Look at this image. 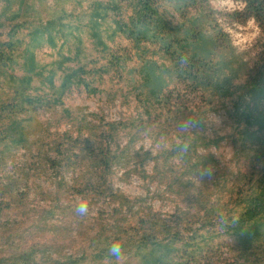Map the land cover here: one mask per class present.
Returning a JSON list of instances; mask_svg holds the SVG:
<instances>
[{"label": "rangeland", "instance_id": "obj_1", "mask_svg": "<svg viewBox=\"0 0 264 264\" xmlns=\"http://www.w3.org/2000/svg\"><path fill=\"white\" fill-rule=\"evenodd\" d=\"M233 3L197 0L183 14L164 13L187 47L218 40L206 65H246L226 94L192 93L156 46L113 41L115 21L132 14L123 0H0V43L14 31L23 43L18 63L0 70V101H17L16 89L46 101L0 120V148L10 149L0 186L13 185L0 214V264H141L158 255L178 264L193 248L166 241L165 227L181 240L190 239L185 229L201 235L194 264H264V217L250 229L253 245L223 230L264 188V132L246 136L264 116V101L250 94L262 86L260 31L238 22L242 4ZM241 27L250 39L237 48ZM116 57L128 58L122 72L98 71ZM78 69L87 74L69 81ZM205 209L219 214L214 230L195 223ZM118 241L119 257L110 253Z\"/></svg>", "mask_w": 264, "mask_h": 264}, {"label": "trees", "instance_id": "obj_2", "mask_svg": "<svg viewBox=\"0 0 264 264\" xmlns=\"http://www.w3.org/2000/svg\"><path fill=\"white\" fill-rule=\"evenodd\" d=\"M126 3V7L131 10V16L128 21L124 19H119L115 21V30L113 31L112 40L115 41V37L123 36L127 41L132 42L134 47H139L142 44L156 46L159 49V52L162 53L166 58H169L172 61V65L175 70V75L180 84L190 89L192 93H197L198 91H207L209 89H223L226 94H229L230 88L233 81L237 78L246 65H242L240 70L234 69V63L232 62H223L218 65L217 68H212L211 66L206 65L205 62L211 55L212 50L215 51L218 47L217 39L212 42L211 48L207 46H202L197 48H189L183 43L181 39V30L178 32L177 29L172 27V24L167 22L166 16L164 13H168V9H172L173 12L182 13L184 9L195 5L197 0H123ZM242 4L241 10L236 12L233 16L238 20L242 25H246L249 21H254V24L260 31L259 38L256 41V55H255V64L258 68V73H261L259 80L262 83L261 92L252 90L250 92L253 99L260 103L264 101V0H236ZM115 7V5H114ZM118 12H121V8H116ZM202 17V16H201ZM196 18L194 22V27L198 28L200 19ZM24 29H27L24 27ZM18 31L11 33L10 39L7 42L0 43V70H11L19 60V52L23 43L20 39H17ZM101 34V33H98ZM215 34L220 36L219 33ZM185 42V41H184ZM208 42V41H205ZM207 45V43L205 44ZM103 49H107L106 46H103ZM193 51V54L189 52ZM128 58L116 57L110 60V65L108 69H98L102 72H110L112 68L116 72H122ZM87 73L84 69H78L71 74L69 81L74 80L75 78H84ZM68 80V79H67ZM83 80V79H82ZM85 81H83L84 83ZM30 85V83H29ZM22 93H26L30 90L27 83L23 81L20 83ZM87 86H89L87 84ZM17 101H0V120L2 118H7L8 116L13 117L16 113L27 111L29 108H34L36 105H41L45 103L42 98L38 101L31 99L30 97H21L20 90L16 89ZM48 103H46L47 105ZM28 106V107H27ZM257 130L253 133H247L249 137V142L256 140L258 133L264 132V116L255 118V124L253 126ZM3 141H6L4 137L2 140L0 138V146H2ZM10 149L7 147L0 148V167L4 164V161L9 154ZM251 183V181H250ZM12 183L3 188L0 186V214L8 208L10 205L4 203L5 192L12 193ZM260 193L254 194L251 198L248 199L247 204L248 208L243 210L236 219L228 218L225 224L223 225L225 231L228 234L235 236V239L240 244L253 245V239L249 240L250 229L254 226L256 221L264 217V188L260 190ZM204 216L198 217L195 223H200V230L209 229L214 230L215 224L214 220L219 218V214L212 210H204ZM121 230V229H120ZM118 230V231H120ZM163 231L164 235L167 237L165 240L170 242H181L182 244H187L193 250H187L188 252H181L177 256L178 264H187L188 261L194 264L196 263V253L198 249H195L196 242L198 237H201L198 232L192 234L190 230L185 229L189 232L188 241L185 239L181 240L183 237L181 234L173 233L170 227H165ZM208 231V230H207ZM176 232V229H175ZM150 239L146 238L144 242H141L138 247V252H140L142 246H148ZM119 243L116 242L115 244ZM157 246L159 250V242L153 243ZM120 249H124L126 244H120ZM194 246V247H193ZM184 246L183 250H185ZM159 253V252H158ZM155 258V257H152ZM155 262L150 259H144V262L141 264H159V255L154 259Z\"/></svg>", "mask_w": 264, "mask_h": 264}, {"label": "clouds", "instance_id": "obj_3", "mask_svg": "<svg viewBox=\"0 0 264 264\" xmlns=\"http://www.w3.org/2000/svg\"><path fill=\"white\" fill-rule=\"evenodd\" d=\"M222 4L223 5H226L227 8L229 10H233L236 8V5L233 3V0H222ZM249 26H253L254 25V21H249ZM259 32V29L257 28V31L256 33H254L253 35H256L258 34ZM233 40H232V43L235 47H240L242 45H247L249 43V37L245 34V30L243 27L240 28V31L239 32H236L233 34ZM217 120L219 122H223L222 121V118L221 117H217ZM193 124V121L189 120L185 125H183V127L185 128H188V127H191ZM87 210V206L86 204H82L80 206V211L81 212H85ZM120 246H119V243L113 245L111 248H110V253L113 254V255H116L117 257H119V254H120Z\"/></svg>", "mask_w": 264, "mask_h": 264}]
</instances>
